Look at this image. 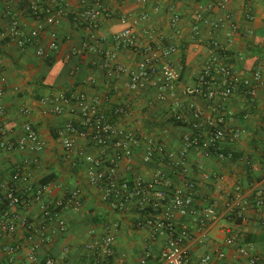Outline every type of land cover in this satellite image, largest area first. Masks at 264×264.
Listing matches in <instances>:
<instances>
[{"label":"crops","instance_id":"crops-1","mask_svg":"<svg viewBox=\"0 0 264 264\" xmlns=\"http://www.w3.org/2000/svg\"><path fill=\"white\" fill-rule=\"evenodd\" d=\"M34 4L47 5L48 1L0 0V67L8 78L2 103L6 110V126L17 132L25 121H30L46 142V147L39 153L0 149V177H11L15 167L22 166L26 159L34 161L23 167L28 184H18L19 192L27 203L13 206L10 211L37 223L43 222V218L39 205L31 196L44 179L55 185L54 198L64 197L77 189L83 196L81 210L68 207L61 211L66 229L55 232L46 243L39 245L37 264H43L46 257L54 258L58 264H90L96 256L87 252V244L99 239L105 233V225L113 222L119 224L116 232L117 260L123 257L129 264H136L144 255L145 246L150 244L156 255L166 241L163 235L154 238L150 228L136 227L143 218L136 203L116 210L110 203L102 201L100 191L87 182L85 156L91 154L108 162L114 149L109 148L102 153L100 148L78 139L73 151L64 150L58 133L75 118L68 111L54 114L49 99L61 93L80 92L98 98L102 108L108 112L119 105L125 106L128 114L115 118L118 127L153 138L163 145L165 152L177 154L186 136L209 137L205 122L201 128L196 127L191 113L193 107L203 109L208 117L222 119L219 126L226 131L245 130L242 136L230 135L217 144V152L225 155L223 158L216 153L205 156L196 149L189 150L185 161L189 169L186 178L166 160L145 163L142 148H136L129 170L126 160L121 162L120 169L121 174L129 179L135 176L152 179L161 173L175 187L181 188L185 179L197 183L198 207L214 206L218 220L210 232H205L191 218L188 219L193 238L187 242V247L192 256L219 249L224 250L228 258L213 264H243L237 259L235 249L224 245L225 235L220 227L226 225L243 233L247 241L256 245L264 259V210L252 212L248 223H233L225 209V203L232 198L237 186L242 188L244 195L250 196L264 183V85L254 98L243 89L227 99L216 98L213 101L182 93L185 87L197 84V76L208 60L210 41L216 39L227 44L229 33H232V41L227 45L228 60L237 73L247 78L260 65L264 77V0H251L252 21L245 19V0L231 1L225 8L214 7L211 10L208 9L210 0H203L206 14L213 19L222 16L224 24L217 30L203 25L199 36L193 33L198 9L195 0H73L58 24L44 22V41L50 32H56L60 39L59 50L46 58L36 55V45L20 49L6 37L12 20H17L26 31L36 27L38 20L33 15ZM88 9L100 10L96 26L76 20L78 13ZM142 16L146 18L143 20ZM174 16L179 19L176 25L171 22ZM232 26H235L234 31ZM128 27L133 28L141 46L153 40L162 46L176 48L171 60L179 67L181 78L174 95L165 90L161 79L155 84L131 89L130 74L138 69L142 55L136 49L118 48L114 42V36ZM85 43L91 48L83 49ZM112 53L115 54L114 63L126 68L124 73L112 75L93 65L94 61L108 59ZM20 107H28L30 115L21 117L17 113ZM177 114L183 115L184 122H175L174 115ZM29 187L31 190L26 193ZM25 234L23 227L18 226L13 237L0 240V264H35L28 257L29 244ZM204 235H207V240L202 243L200 240ZM11 244L20 245L21 250L9 257L3 249ZM97 264L111 263L102 259ZM148 264L164 263L158 257H152Z\"/></svg>","mask_w":264,"mask_h":264},{"label":"built area","instance_id":"built-area-1","mask_svg":"<svg viewBox=\"0 0 264 264\" xmlns=\"http://www.w3.org/2000/svg\"><path fill=\"white\" fill-rule=\"evenodd\" d=\"M47 5L34 4L33 15L38 20L35 28L26 31L17 20H12L6 35L9 42H14L20 49L36 45V55L41 58L49 57L50 54L59 50L60 39L56 32H50L44 41V22L58 24L66 15L67 8L73 0H47ZM198 9L195 14L193 33L201 35L202 26L207 25L217 30L224 24L222 16L213 19L205 12L202 6L203 0H195ZM235 0H210L208 9L226 5ZM9 10L10 5L7 6ZM245 19L252 21L254 15L251 11V0H245ZM100 10L88 9L76 15L77 21L88 22L96 26ZM146 17L142 16L144 20ZM178 17L174 16L172 25H176ZM235 26L231 27L234 31ZM152 39V36H150ZM232 41V33L228 34L227 44L213 39L210 41L208 60L197 76V84L193 87H185L182 93L186 96L202 97L208 101L216 98L227 99L239 89L245 90L248 96L254 98L260 87L264 85L263 69L256 66L247 78H242L230 64L227 54V45ZM116 46L139 50L142 60L136 71L130 74L131 89H140L150 83L163 81V87L168 92L178 91V83L181 78L179 67L171 60L176 48L172 45L162 46L150 40L141 46L135 36L132 27L124 29L114 36ZM91 48L88 44L83 49ZM77 50L73 49V53ZM115 54H110L108 59L100 62L94 61L93 65L105 69L110 74L124 73L126 68L122 64L114 63ZM7 75L0 67V149L9 152L39 153L46 147V142L39 131L30 121H25L19 131L15 132L5 124L6 110L3 99L6 94ZM49 102L54 114H63L68 111L75 120L65 124L64 129L59 131L62 145L66 152L74 150L78 139H83L88 145L100 148L102 153L107 149H114V154L108 162L91 154L85 156L86 178L89 185L100 191L101 199L111 204L116 210H123L129 204L136 203L141 210L143 218L136 223L138 229L150 228L154 238L165 236V244L154 254L149 244L144 248V255L136 264H148L152 257H158L164 264H213L214 261H226L228 256L224 250L217 249L200 256H192L187 242L193 238V232L188 219L191 218L205 232L218 220V213L214 206L199 208L196 202L198 194L197 183L192 179H185L184 185L173 186L170 179L161 173H157L152 179H144L135 176L133 179L121 174V162H128L127 170L130 169L132 159L135 157L136 148H142V159L145 163H154L166 160L170 165L186 178L189 169L185 163L189 150L196 149L203 155L213 153L223 158L225 155L217 152V144L230 135L240 137L245 133L243 129H235L233 132L226 131L219 126L222 119L206 116L203 109L193 107L192 117L196 127L201 128L203 122L208 127L209 137L204 139L201 135L186 136L184 145L177 153L165 152L163 145L151 137L142 136L130 130L119 128L115 118L119 119L128 114L125 106L119 105L109 111L102 108L100 100L89 96L85 92L61 93L51 97ZM17 113L21 117H28L31 113L28 107H20ZM176 123L184 122L183 115H174ZM34 161L26 159L22 166L17 165L9 178L0 177V240L11 238L15 235L18 226L25 230V240L29 244V260L37 264L39 262L36 250L40 244L46 243L55 232H63L66 223L60 215L65 208L79 211L83 206L82 192L77 189L61 198L52 196L55 185L52 183L40 184L32 194V200L39 205L43 222L37 223L29 217H20L11 213L13 206L26 205L27 201L19 192V182L28 184V177L23 167H27ZM105 165V166H104ZM31 188H26L28 193ZM225 209L233 223H248L252 212L260 213L264 210V183L253 190L250 196L244 195L242 188L237 186L232 198L225 203ZM119 224L113 222L105 225V233L99 238L89 242L86 250L95 255L96 259L90 264H97L102 259L111 264H129L125 259H116V232ZM220 231L225 235L224 245L235 249L237 259L243 264H264V259L256 245L245 239V235L234 230L231 226H222ZM204 235L200 242H205ZM4 252L12 257L21 250L20 245H6ZM43 264H58L52 257H46Z\"/></svg>","mask_w":264,"mask_h":264},{"label":"trees","instance_id":"trees-1","mask_svg":"<svg viewBox=\"0 0 264 264\" xmlns=\"http://www.w3.org/2000/svg\"><path fill=\"white\" fill-rule=\"evenodd\" d=\"M47 182H48V179H44L42 183L45 184Z\"/></svg>","mask_w":264,"mask_h":264}]
</instances>
